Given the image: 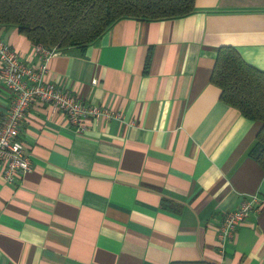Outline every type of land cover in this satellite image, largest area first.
<instances>
[{
	"label": "crops",
	"instance_id": "crops-1",
	"mask_svg": "<svg viewBox=\"0 0 264 264\" xmlns=\"http://www.w3.org/2000/svg\"><path fill=\"white\" fill-rule=\"evenodd\" d=\"M0 35L38 63L16 27ZM225 46L264 72V0H195L188 16L122 19L83 52L57 51L44 81L120 118L80 134L32 102L20 135L32 170L7 184L0 166V264H264V171L249 156L261 123L210 82ZM10 100L0 85V119ZM255 195L258 212L218 241Z\"/></svg>",
	"mask_w": 264,
	"mask_h": 264
},
{
	"label": "trees",
	"instance_id": "trees-1",
	"mask_svg": "<svg viewBox=\"0 0 264 264\" xmlns=\"http://www.w3.org/2000/svg\"><path fill=\"white\" fill-rule=\"evenodd\" d=\"M194 11L195 0H0V26H14L20 35L46 49L83 52L119 20H169ZM210 82L220 89L223 103L261 123L249 156L264 171V72L225 46L218 50Z\"/></svg>",
	"mask_w": 264,
	"mask_h": 264
},
{
	"label": "built area",
	"instance_id": "built-area-1",
	"mask_svg": "<svg viewBox=\"0 0 264 264\" xmlns=\"http://www.w3.org/2000/svg\"><path fill=\"white\" fill-rule=\"evenodd\" d=\"M38 63L34 66L20 61L17 54L0 35V85L10 95L9 107L0 119V166L3 181L13 184L16 179L31 172V163L21 141V128L29 106L34 101L47 104L52 111L63 113L77 133L87 129L88 119H117L120 116L109 109L80 101L59 85L45 82L47 62L57 52L34 45ZM260 199L255 195L243 200L223 217L217 232L221 243L232 240L238 226L251 214L258 212Z\"/></svg>",
	"mask_w": 264,
	"mask_h": 264
}]
</instances>
